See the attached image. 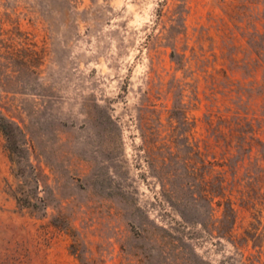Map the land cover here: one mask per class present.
<instances>
[{
  "label": "rangeland",
  "instance_id": "rangeland-1",
  "mask_svg": "<svg viewBox=\"0 0 264 264\" xmlns=\"http://www.w3.org/2000/svg\"><path fill=\"white\" fill-rule=\"evenodd\" d=\"M0 110V264H264V0H0Z\"/></svg>",
  "mask_w": 264,
  "mask_h": 264
},
{
  "label": "trees",
  "instance_id": "trees-1",
  "mask_svg": "<svg viewBox=\"0 0 264 264\" xmlns=\"http://www.w3.org/2000/svg\"><path fill=\"white\" fill-rule=\"evenodd\" d=\"M13 124L15 121L7 117L3 112L0 110V129L5 133L7 136V148L11 152H15L17 149V141L14 138V131H13ZM18 126V125H17ZM19 127V126H18Z\"/></svg>",
  "mask_w": 264,
  "mask_h": 264
}]
</instances>
